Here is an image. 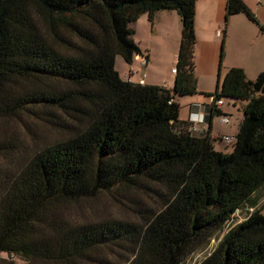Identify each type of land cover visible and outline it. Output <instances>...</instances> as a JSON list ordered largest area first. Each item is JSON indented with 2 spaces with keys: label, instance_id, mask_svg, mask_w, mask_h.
I'll list each match as a JSON object with an SVG mask.
<instances>
[{
  "label": "trees",
  "instance_id": "1",
  "mask_svg": "<svg viewBox=\"0 0 264 264\" xmlns=\"http://www.w3.org/2000/svg\"><path fill=\"white\" fill-rule=\"evenodd\" d=\"M160 11L181 23L171 89L115 70L116 56H142L131 25ZM195 11L196 0H0V117L28 114L59 133L27 151L0 132V264H108L103 251L116 248L118 264H181L211 239L199 264H264L254 196L264 187V71L249 80L230 68L213 93H198ZM239 13L264 34L242 0H226L224 23ZM195 94L246 101L231 152L210 135L219 107L207 105L203 134L178 119L176 95ZM101 194L136 221L65 214Z\"/></svg>",
  "mask_w": 264,
  "mask_h": 264
},
{
  "label": "crops",
  "instance_id": "2",
  "mask_svg": "<svg viewBox=\"0 0 264 264\" xmlns=\"http://www.w3.org/2000/svg\"><path fill=\"white\" fill-rule=\"evenodd\" d=\"M242 1L264 28V0ZM225 2L226 0H196L194 65L198 93H213L230 68L242 69L249 80H254L264 71V34L242 13L230 16L224 23ZM139 22L146 25L148 37L152 40L165 35L173 25L179 28V16L175 11H160L154 15L152 21H149L147 15L143 14L131 25L134 32L133 40L140 48L142 56H136L131 63L136 64L137 70L130 69L129 75L124 76V80L133 83H138L140 79H143L142 84L164 86L171 89L173 87L172 80L166 84L161 82L163 79L159 76L150 79L147 74L138 71L141 67H147L149 61L153 59L149 45L135 38L137 33L135 26ZM217 31H221L222 35H217ZM220 40H223L222 49ZM146 56V63L142 64L141 58ZM173 69L175 68H171V71ZM184 98L177 99L180 106L178 114L180 121L192 122L196 117L200 118L202 115L205 118L209 117L210 109L207 107L208 101L205 96L196 94ZM219 111L230 116V111L224 105L219 107ZM215 117L217 116L211 118L210 135L221 140L223 136L227 135L214 130L213 120ZM241 118L237 121L235 134ZM207 121L205 124H196V126L207 132ZM257 193L260 195V200L257 199L258 205H260L264 199V187L258 190L254 196Z\"/></svg>",
  "mask_w": 264,
  "mask_h": 264
},
{
  "label": "rangeland",
  "instance_id": "3",
  "mask_svg": "<svg viewBox=\"0 0 264 264\" xmlns=\"http://www.w3.org/2000/svg\"><path fill=\"white\" fill-rule=\"evenodd\" d=\"M135 28L137 30L135 38L149 45V48L151 49L150 54L153 57V59L149 61L147 67H141L138 71L140 73L144 72L150 79L159 76L163 79L161 82L166 84L168 81L172 80L173 84L175 74L172 73L171 68L176 67L181 23H179V28L176 27V25H173L168 31H166L167 35H161L157 38H153L152 40L148 37V30L145 24H140L139 22ZM134 68L137 70L135 63L127 64L120 56H116L115 70L118 72L121 79L124 80V76L129 75V70H134ZM184 97L188 96L176 95L175 100L177 102V99H185ZM222 101L226 109L230 111V116L227 115L229 123L227 125H222L219 123L218 117H215L213 120L214 130L220 133H225L227 136L234 137V131L237 128V121L242 117L241 110L246 101H235L232 99H222ZM0 132H4L8 138L14 136L17 141L21 142V145L27 151L45 142L54 141L57 139L59 134L57 129L54 127H49L44 122L37 120L35 117L28 114L20 115L19 118L0 117ZM213 146L216 151L229 153L232 151L233 142L226 143L218 138H215ZM255 197L260 200L259 193H257ZM262 201L263 202H261V204L264 203V199ZM64 212L70 217V220L75 222L103 221L106 219L136 221L135 216L137 214L127 206L116 203L106 194H101L97 198L90 201L68 205L64 208ZM262 214H264V208L262 209ZM247 215L248 210L246 208H242L241 210L235 212L231 220L224 227V230L225 228L242 221ZM215 245L216 239H211L205 247L191 254L181 264H199L210 254ZM116 252L117 254L109 249L103 251L105 261L108 264H118V262L122 261V256L120 255H123V251L116 248ZM0 257L3 258L5 255L0 253ZM15 263L22 264V262L17 259L15 260Z\"/></svg>",
  "mask_w": 264,
  "mask_h": 264
},
{
  "label": "built area",
  "instance_id": "4",
  "mask_svg": "<svg viewBox=\"0 0 264 264\" xmlns=\"http://www.w3.org/2000/svg\"><path fill=\"white\" fill-rule=\"evenodd\" d=\"M217 35H221V31H217ZM141 62H142V64H145L146 63V59L142 57L141 58ZM175 72H176V70L173 69L172 73H175ZM138 83L142 84L143 83V79H140ZM207 101H208V103H207L208 106L220 107L223 104L222 100H216V99H214L213 96L208 97ZM204 118L205 117L203 115L200 118L196 117V119L194 121L189 122L188 130L191 131V132H194V133H198V134L205 133L204 130H201L199 127L196 126V124H205L206 119H204ZM218 121L222 125H227L229 123V118H228L227 115H221V116L218 117ZM221 140L226 142V143H232L234 141V137L233 136H223L221 138Z\"/></svg>",
  "mask_w": 264,
  "mask_h": 264
}]
</instances>
